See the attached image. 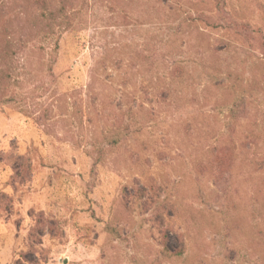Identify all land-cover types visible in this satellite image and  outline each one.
Returning <instances> with one entry per match:
<instances>
[{
    "label": "rangeland",
    "instance_id": "obj_1",
    "mask_svg": "<svg viewBox=\"0 0 264 264\" xmlns=\"http://www.w3.org/2000/svg\"><path fill=\"white\" fill-rule=\"evenodd\" d=\"M0 264H264V0H0Z\"/></svg>",
    "mask_w": 264,
    "mask_h": 264
},
{
    "label": "trees",
    "instance_id": "obj_2",
    "mask_svg": "<svg viewBox=\"0 0 264 264\" xmlns=\"http://www.w3.org/2000/svg\"><path fill=\"white\" fill-rule=\"evenodd\" d=\"M215 1H216L217 6H219V4L222 3V0H215ZM223 27L232 29V30H239V25L237 23H234L233 19L231 18L225 19L223 23ZM223 164H224V160L221 157H217L215 161L213 162L212 166L218 168V167H221ZM158 208L162 210L163 205H158ZM159 213H161L160 210H159Z\"/></svg>",
    "mask_w": 264,
    "mask_h": 264
}]
</instances>
